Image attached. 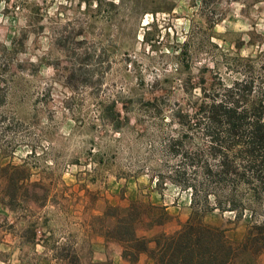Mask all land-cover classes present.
<instances>
[{
	"label": "rangeland",
	"instance_id": "obj_1",
	"mask_svg": "<svg viewBox=\"0 0 264 264\" xmlns=\"http://www.w3.org/2000/svg\"><path fill=\"white\" fill-rule=\"evenodd\" d=\"M263 81L264 0H0V264H129L96 218L132 202L169 215L138 236L196 211L240 241L264 183L207 171L208 110ZM228 184L254 217L216 207Z\"/></svg>",
	"mask_w": 264,
	"mask_h": 264
},
{
	"label": "trees",
	"instance_id": "obj_2",
	"mask_svg": "<svg viewBox=\"0 0 264 264\" xmlns=\"http://www.w3.org/2000/svg\"><path fill=\"white\" fill-rule=\"evenodd\" d=\"M241 98L240 102L231 99L230 106L212 104L209 107L210 122L218 126L223 120L224 137L207 130L211 140L206 152L215 162V170L208 168L207 171L214 173L217 179L230 175L242 182L249 181L250 178L244 177L249 172L254 181L264 183V174H260L264 170V90L254 102L245 106ZM228 185L227 204L223 206L217 201L216 207L235 211L240 217L250 206L233 196L239 184ZM253 185L248 198L259 200L264 196V184ZM206 204L205 200L202 211L208 210ZM143 205L132 202L126 207L107 206L96 218L101 223V233L121 244V256L129 264H135L142 252H146L155 264H253L257 254L264 250V216L262 220H253L240 241L228 239L223 228L204 222L196 211L174 232L147 238L136 234L137 225L151 228L166 222L169 215L163 206L148 205L150 210H144L141 209ZM250 211L254 217V209ZM35 237L33 231L31 238Z\"/></svg>",
	"mask_w": 264,
	"mask_h": 264
},
{
	"label": "crops",
	"instance_id": "obj_3",
	"mask_svg": "<svg viewBox=\"0 0 264 264\" xmlns=\"http://www.w3.org/2000/svg\"><path fill=\"white\" fill-rule=\"evenodd\" d=\"M120 258H122V257H121V254H120ZM125 262H126V261H125Z\"/></svg>",
	"mask_w": 264,
	"mask_h": 264
}]
</instances>
